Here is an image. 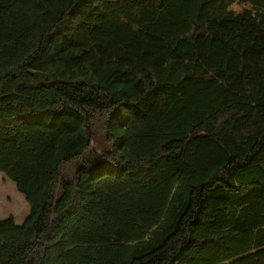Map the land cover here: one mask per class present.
Masks as SVG:
<instances>
[{"label": "trees", "instance_id": "obj_1", "mask_svg": "<svg viewBox=\"0 0 264 264\" xmlns=\"http://www.w3.org/2000/svg\"><path fill=\"white\" fill-rule=\"evenodd\" d=\"M0 142V264H264V0H0Z\"/></svg>", "mask_w": 264, "mask_h": 264}, {"label": "rangeland", "instance_id": "obj_2", "mask_svg": "<svg viewBox=\"0 0 264 264\" xmlns=\"http://www.w3.org/2000/svg\"><path fill=\"white\" fill-rule=\"evenodd\" d=\"M8 89L27 94L35 107L51 106L65 96L60 90L30 86L27 73L10 84ZM14 156V142H0V158L3 159L0 163V220L12 215L17 223H21L29 214V206L15 183L4 173Z\"/></svg>", "mask_w": 264, "mask_h": 264}, {"label": "crops", "instance_id": "obj_3", "mask_svg": "<svg viewBox=\"0 0 264 264\" xmlns=\"http://www.w3.org/2000/svg\"><path fill=\"white\" fill-rule=\"evenodd\" d=\"M2 161H3V159H2V158H0V163H2Z\"/></svg>", "mask_w": 264, "mask_h": 264}]
</instances>
